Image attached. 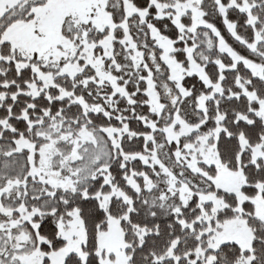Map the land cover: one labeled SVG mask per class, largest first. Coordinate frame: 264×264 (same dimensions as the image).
<instances>
[{
    "label": "snow or ice",
    "instance_id": "snow-or-ice-1",
    "mask_svg": "<svg viewBox=\"0 0 264 264\" xmlns=\"http://www.w3.org/2000/svg\"><path fill=\"white\" fill-rule=\"evenodd\" d=\"M0 264H264V0H0Z\"/></svg>",
    "mask_w": 264,
    "mask_h": 264
}]
</instances>
